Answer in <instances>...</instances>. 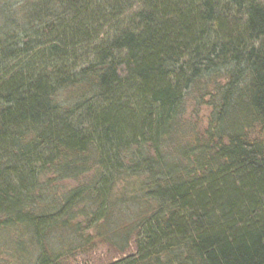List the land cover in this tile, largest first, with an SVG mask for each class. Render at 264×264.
I'll use <instances>...</instances> for the list:
<instances>
[{
  "label": "trees",
  "instance_id": "trees-1",
  "mask_svg": "<svg viewBox=\"0 0 264 264\" xmlns=\"http://www.w3.org/2000/svg\"><path fill=\"white\" fill-rule=\"evenodd\" d=\"M194 90L208 140L172 159ZM254 128L264 0H0V264H264Z\"/></svg>",
  "mask_w": 264,
  "mask_h": 264
},
{
  "label": "rangeland",
  "instance_id": "rangeland-1",
  "mask_svg": "<svg viewBox=\"0 0 264 264\" xmlns=\"http://www.w3.org/2000/svg\"><path fill=\"white\" fill-rule=\"evenodd\" d=\"M206 92V91H205ZM201 92L198 93L197 90L190 91L186 95V100L183 104V111L181 116L178 118L177 127L178 130L176 137L172 139L169 144L164 147L165 152L168 153L170 158H175L176 156H180V150L185 146H190L195 144V146L200 147L204 142L208 139L205 137L206 125L208 122V114L210 112L209 96L204 93L201 95ZM249 138L258 139L259 141H264L263 133L259 134V132L254 128L248 132ZM198 144V145H196ZM196 148V147H195ZM183 151V150H182ZM76 185L73 182L62 181L60 186L61 189H67ZM2 244L0 240V245ZM2 246H0V263L9 258L7 257L6 252H4ZM134 250V247L130 245L128 248H124V250H116L112 249L105 243H94V246H89L84 249L81 248L79 252L75 254V256L71 257L69 263L71 264H103L119 257H122L124 254H130ZM30 251L25 250L23 253V258L20 256L17 257L16 260L21 259L22 262H26L29 260ZM26 258V260H25Z\"/></svg>",
  "mask_w": 264,
  "mask_h": 264
}]
</instances>
